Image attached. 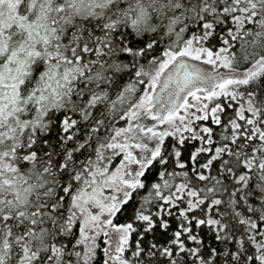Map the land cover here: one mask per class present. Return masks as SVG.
<instances>
[{
	"label": "trees",
	"instance_id": "16d2710c",
	"mask_svg": "<svg viewBox=\"0 0 264 264\" xmlns=\"http://www.w3.org/2000/svg\"><path fill=\"white\" fill-rule=\"evenodd\" d=\"M14 2L5 21L0 11V232L10 231L0 264H106L74 197L115 170L110 145L145 73L189 46L229 71L174 132L154 134L156 154L112 213L128 230L121 254L264 264V0ZM157 106L144 123L161 121Z\"/></svg>",
	"mask_w": 264,
	"mask_h": 264
},
{
	"label": "rangeland",
	"instance_id": "374dc122",
	"mask_svg": "<svg viewBox=\"0 0 264 264\" xmlns=\"http://www.w3.org/2000/svg\"><path fill=\"white\" fill-rule=\"evenodd\" d=\"M14 3V0H0V11L4 13L5 18L3 21L15 8ZM11 34L18 37L13 31ZM183 59L191 68L197 69L208 78L206 80L196 78L180 96H177L175 93H178L181 84L179 80L176 88L173 87L174 94L167 96L165 90L167 91L175 76L174 68ZM228 71L220 58L212 57L208 52L189 46L174 54H167L161 64L152 69L148 75L145 73L149 80L148 88L133 110L127 113L123 132L117 137L118 143L110 145L111 149L120 153L115 170L104 181H100V185L98 183L89 185L87 190L83 189L77 193L71 208L73 215L81 221L84 241L92 243L93 239L100 237L104 242L103 256L106 264H126L121 251L128 230L126 226L112 224V213L120 201L126 198L128 185L138 181L144 167L156 154L154 152L158 149L159 143L155 145L153 142L154 134L160 129L164 132H174L181 120H184L186 109L193 110L194 102L204 95L207 100L214 89L222 86L221 80L224 79L222 76ZM200 94L203 96L199 97ZM163 100H165L164 104ZM161 104L166 110V113L159 115L161 121L156 124L144 123L148 116L157 117L156 106ZM17 135L23 139L25 132L21 131ZM111 140L116 141L115 137ZM8 231L9 229L5 228L0 232L1 248H7L9 244L10 231ZM22 253L23 249L18 244L12 246L13 257Z\"/></svg>",
	"mask_w": 264,
	"mask_h": 264
},
{
	"label": "water",
	"instance_id": "95a60500",
	"mask_svg": "<svg viewBox=\"0 0 264 264\" xmlns=\"http://www.w3.org/2000/svg\"><path fill=\"white\" fill-rule=\"evenodd\" d=\"M260 63H261L260 61L257 62V65H260ZM247 72H249V70H246L244 73H247ZM174 73L179 78L183 79V87L191 84V82L198 77L205 78V76L200 71H198L197 69L191 68L189 63L184 59L180 60L176 64V67L174 68Z\"/></svg>",
	"mask_w": 264,
	"mask_h": 264
},
{
	"label": "flooded vegetation",
	"instance_id": "af4514ba",
	"mask_svg": "<svg viewBox=\"0 0 264 264\" xmlns=\"http://www.w3.org/2000/svg\"><path fill=\"white\" fill-rule=\"evenodd\" d=\"M172 75V74H171ZM174 78L171 80V83H170V86L167 88V91L165 90V95H167V96H170L171 94H174V88H176V85H177V83L178 82H180L181 81V84H180V87H179V91H178V93L176 94L175 93V95H177V96H180L181 95V93L189 86V85H187V86H185V87H183V79H181V78H179L175 73H174ZM204 75V74H203ZM205 76V75H204ZM205 78L207 79L208 77L207 76H205ZM205 78H202V79H204V80H206ZM180 80V81H179ZM174 87V88H173ZM163 88V87H162ZM166 89V88H165ZM160 90V89H159ZM165 99V98H164ZM164 101V100H163Z\"/></svg>",
	"mask_w": 264,
	"mask_h": 264
}]
</instances>
